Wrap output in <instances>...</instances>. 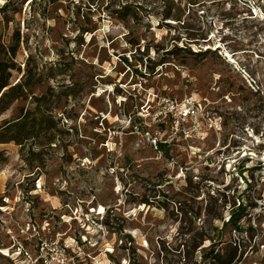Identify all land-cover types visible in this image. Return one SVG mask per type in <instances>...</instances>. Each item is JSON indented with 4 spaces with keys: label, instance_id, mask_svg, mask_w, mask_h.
<instances>
[{
    "label": "rangeland",
    "instance_id": "obj_1",
    "mask_svg": "<svg viewBox=\"0 0 264 264\" xmlns=\"http://www.w3.org/2000/svg\"><path fill=\"white\" fill-rule=\"evenodd\" d=\"M16 83L0 264H206L209 245L264 264V0H2L0 92Z\"/></svg>",
    "mask_w": 264,
    "mask_h": 264
},
{
    "label": "trees",
    "instance_id": "obj_2",
    "mask_svg": "<svg viewBox=\"0 0 264 264\" xmlns=\"http://www.w3.org/2000/svg\"><path fill=\"white\" fill-rule=\"evenodd\" d=\"M91 2H92V4H93V0H90ZM199 1H201V0H187V3H189V4H195V3H198ZM124 9H126V7L125 6H122V7H119L118 9H113L111 12L112 13H118V12H121V10H124ZM89 10V9H88ZM188 10H189V8H188ZM180 14H181V9H177L176 10V13H175V16L177 17V16H180ZM168 17V15L166 14L165 16H164V18H167ZM83 31H85V32H88L89 30L88 29H84ZM179 49H182V48H179ZM167 52H169L168 54H170V55H172V52H170V51H167ZM124 61H126L127 62V58H124ZM160 62H162V61H159V62H155V63H152L151 64V66L149 67V68H147L148 70L147 71H145L147 74H148V76H152V75H156V73L157 72H155V69H156V67L158 66V65H160L161 63ZM68 70H70V69H68ZM135 72L137 73V74H139L142 78H144L145 76H146V73L144 74H141V73H139L138 71H137V69L135 68ZM91 85H93L92 83L90 84V86ZM3 86V85H2ZM5 87H6V85H4ZM89 86V87H90ZM27 87H28V84L27 83H16L15 85H13V86H10V87H8L5 91H2V92H0V103H1V101L3 100V97H6L7 95H9V93L10 92H13L14 90H19L20 92H21V94L22 95H24V91L27 89ZM23 91V92H22ZM167 96H171L170 94H167ZM19 97H21V95H17V96H15L13 99H19ZM36 107L37 108H39V109H41V107L38 105V104H36ZM3 110V108L2 107H0V112ZM189 115V114H188ZM187 115V116H188ZM167 116V118H170V116L171 115H169V114H167L166 115ZM131 121V120H130ZM136 122L139 124V129H142L143 131H146V127H147V125H145V124H147L146 123V120H144V119H142V118H139V117H134L133 119H132V126H134V125H136ZM8 123V125H9V127L11 128V124H12V122H10V121H6L5 122V124H7ZM11 125V126H10ZM152 125V124H151ZM152 126H154V125H152ZM145 128V129H144ZM162 129H161V127H160V123H157L155 126H154V130H153V132L155 131V132H159V131H161ZM174 139H176V137H174L173 138V140H171V144H173L174 143ZM173 142V143H172ZM170 143H168L167 141H165V142H157V145L155 146L157 149H159V150H162L163 151V153H165L166 155H169V157H171L170 156V154H168V150L167 149H165L166 147H168V144L170 145ZM175 152L177 151V149L176 150H174ZM241 168V167H240ZM255 169H257V168H255ZM192 178H191V176L190 175H188V182L189 183H191V182H193V180H191ZM161 184V183H160ZM197 187H194L193 188V190L192 191H194L195 192V194H197ZM154 192H155V190L153 191H149L148 193H144L139 199L138 198H135L136 199V202L137 203H147V201L149 200V199H151V201L153 202H155V194H154ZM162 195V197H167L169 194L168 193H163V194H161ZM222 195H224V194H222ZM193 196H196V195H193ZM158 199V198H157ZM177 200V202H180V201H178V199H176ZM189 200H191V201H193V198H189ZM153 202V203H154ZM181 204V203H180ZM245 210V206H244V204H243V201L242 200H239V198H238V206L237 207H235V208H233L232 209V212H231V214H230V217H229V222L230 223H233V224H236V223H238L239 221V217H240V215L242 214V212ZM236 226H237V224H236ZM207 231L206 232H198V233H196L195 232V234H193V236H191L190 238H189V245H187V251H186V256H185V261H187V262H189V258L190 257H192V253L194 252L195 253V251H196V248H198V247H200L201 246V244H202V241L203 240H205V239H210L208 236H207ZM36 243H37V245H36V252L38 251V247H39V243H42V239L40 238V237H38V240H36ZM202 250H203V248H201ZM206 249V248H205ZM204 249V250H205ZM234 255H235V253H234ZM203 260L205 261V263L206 264H211V262H216V261H219L218 260V256H217V254L216 253H214V248L213 247H211V245H209V248H207L206 249V253H204L203 255ZM38 261V264H43L42 263V260L41 259H38L37 260Z\"/></svg>",
    "mask_w": 264,
    "mask_h": 264
},
{
    "label": "built area",
    "instance_id": "obj_3",
    "mask_svg": "<svg viewBox=\"0 0 264 264\" xmlns=\"http://www.w3.org/2000/svg\"><path fill=\"white\" fill-rule=\"evenodd\" d=\"M187 103H190V102H187ZM188 111H189V110H188ZM187 113H188V112H187ZM43 261H45V260H43ZM43 261H42V262H43Z\"/></svg>",
    "mask_w": 264,
    "mask_h": 264
},
{
    "label": "bare ground",
    "instance_id": "obj_4",
    "mask_svg": "<svg viewBox=\"0 0 264 264\" xmlns=\"http://www.w3.org/2000/svg\"><path fill=\"white\" fill-rule=\"evenodd\" d=\"M100 211H102V208L100 207Z\"/></svg>",
    "mask_w": 264,
    "mask_h": 264
},
{
    "label": "snow or ice",
    "instance_id": "obj_5",
    "mask_svg": "<svg viewBox=\"0 0 264 264\" xmlns=\"http://www.w3.org/2000/svg\"><path fill=\"white\" fill-rule=\"evenodd\" d=\"M0 2H2V0H0Z\"/></svg>",
    "mask_w": 264,
    "mask_h": 264
}]
</instances>
